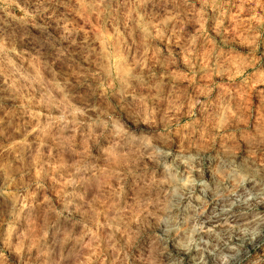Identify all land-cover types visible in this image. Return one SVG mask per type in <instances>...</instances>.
<instances>
[{
	"label": "rangeland",
	"instance_id": "374dc122",
	"mask_svg": "<svg viewBox=\"0 0 264 264\" xmlns=\"http://www.w3.org/2000/svg\"><path fill=\"white\" fill-rule=\"evenodd\" d=\"M0 264H264V0H0Z\"/></svg>",
	"mask_w": 264,
	"mask_h": 264
},
{
	"label": "bare ground",
	"instance_id": "6f19581e",
	"mask_svg": "<svg viewBox=\"0 0 264 264\" xmlns=\"http://www.w3.org/2000/svg\"><path fill=\"white\" fill-rule=\"evenodd\" d=\"M253 183V182H252ZM252 185V184H251ZM258 186V185H257ZM255 188V187H254ZM216 218V217H215ZM235 218V217H234ZM219 220V219H218ZM214 222V221H213Z\"/></svg>",
	"mask_w": 264,
	"mask_h": 264
}]
</instances>
